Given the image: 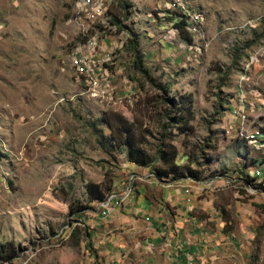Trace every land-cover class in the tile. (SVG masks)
<instances>
[{"label":"rangeland","instance_id":"374dc122","mask_svg":"<svg viewBox=\"0 0 264 264\" xmlns=\"http://www.w3.org/2000/svg\"><path fill=\"white\" fill-rule=\"evenodd\" d=\"M75 1L0 0V264H264V178H248L264 151L238 135L264 127V0H184L204 20L183 36L169 0H112V28L86 35ZM95 36L114 54L111 102L71 63ZM119 116L146 131L143 154L111 132ZM163 140L180 177L154 174Z\"/></svg>","mask_w":264,"mask_h":264},{"label":"built area","instance_id":"2783aa9c","mask_svg":"<svg viewBox=\"0 0 264 264\" xmlns=\"http://www.w3.org/2000/svg\"><path fill=\"white\" fill-rule=\"evenodd\" d=\"M112 0H76L73 5V17L83 29L84 35L89 32L91 26L103 28L104 32L112 28L110 25V7ZM168 8L178 12L180 19L192 24L193 30L204 20L201 12L191 11L184 0H169ZM72 67L75 70L77 81L83 86V92L93 101L111 102L116 97L115 64L113 51H108L99 42L98 36L90 37L78 46L71 56ZM239 138L247 140L255 150L264 151V127L249 129L243 127L238 132ZM257 162V161H256ZM255 162V163H256ZM259 167L252 168V179L264 178V161ZM249 177V176H248ZM255 180V179H254ZM122 198V197H121ZM177 264H193L188 257L181 259Z\"/></svg>","mask_w":264,"mask_h":264},{"label":"trees","instance_id":"16d2710c","mask_svg":"<svg viewBox=\"0 0 264 264\" xmlns=\"http://www.w3.org/2000/svg\"><path fill=\"white\" fill-rule=\"evenodd\" d=\"M179 16V14L177 13ZM177 28L180 29V27L184 26L186 28V21L184 19H180L179 23L177 24ZM180 34L183 36L182 29L179 30ZM187 40L191 41L190 37H185ZM163 92H167V89H162ZM174 103V101H173ZM177 104V105H176ZM176 106V107H175ZM173 110L175 112V116L172 117L171 124L174 125L179 133H186L187 132V126L191 119L193 118V111H192V101L189 96L182 95L177 103H174L172 105ZM109 126L111 129V132L116 131V129L119 132H124L125 137L123 140V143L129 142L132 145V148L134 150H137L136 148H139V154H143L142 148L140 147V143L142 144V141L140 140L141 137H145L143 134L146 132L145 130H142L139 132V142L135 140L137 137L131 127H129L127 121H125L121 116H119L117 122H109ZM137 130V128H136ZM113 137L116 139L115 135L113 134ZM157 156L160 161V164L156 167H154L153 171L154 174L158 178H164V177H180L181 173L183 171V167L180 165H177L175 163L177 157H178V150L177 147L171 142V141H161L159 147L157 148ZM253 163L256 162V160H252ZM193 176L198 179L197 175L193 173ZM250 178V177H248ZM254 181V179H250ZM111 191V188H108L106 190L102 189L99 185L96 184H90L88 185V194L91 200H99V201H105L108 197V193ZM12 244H2L0 245V255L4 254L5 252H12ZM13 253V252H12Z\"/></svg>","mask_w":264,"mask_h":264},{"label":"crops","instance_id":"0c3cea01","mask_svg":"<svg viewBox=\"0 0 264 264\" xmlns=\"http://www.w3.org/2000/svg\"><path fill=\"white\" fill-rule=\"evenodd\" d=\"M162 234H164V233H162ZM158 237L161 239L160 235Z\"/></svg>","mask_w":264,"mask_h":264}]
</instances>
